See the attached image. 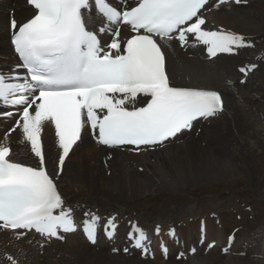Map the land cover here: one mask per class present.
Masks as SVG:
<instances>
[{
  "label": "snow or ice",
  "instance_id": "snow-or-ice-1",
  "mask_svg": "<svg viewBox=\"0 0 264 264\" xmlns=\"http://www.w3.org/2000/svg\"><path fill=\"white\" fill-rule=\"evenodd\" d=\"M229 3L27 0L31 16L18 22L13 14L8 20L17 62L0 68V116L14 118L0 136V230L12 231L17 239L32 231L58 240L81 231L92 243L99 233L113 238L120 227L115 215L87 209L77 221L80 206L68 202L57 183L65 160L85 128L101 145L141 150L163 147L194 122L222 114L225 101L219 91L170 82L165 46L173 40L181 48L204 46L208 58L253 47L242 34L205 26V10ZM256 66L243 64L237 71L246 78ZM46 123L54 126L61 150L51 174L41 139ZM16 131L30 145L36 166L13 159L9 137ZM129 224L128 241L147 255L150 236L138 223ZM234 239L235 233L224 252ZM6 258L17 264L12 255Z\"/></svg>",
  "mask_w": 264,
  "mask_h": 264
},
{
  "label": "bare ground",
  "instance_id": "bare-ground-1",
  "mask_svg": "<svg viewBox=\"0 0 264 264\" xmlns=\"http://www.w3.org/2000/svg\"><path fill=\"white\" fill-rule=\"evenodd\" d=\"M10 8L15 9L18 21L26 18L24 12H31L22 0L0 1V57L15 64L8 38ZM208 17L217 25L252 36L259 42L257 49L206 61L200 49L188 47L183 52L173 40L165 46L167 70L175 85L219 90L225 100L224 112L202 124L197 136L193 128L181 134L178 143L166 142L162 149L139 154L115 149L106 168L101 161L106 149L91 142L84 131L65 160L59 188L73 205L135 217L145 228L182 222L178 232L186 246L197 242L198 217L217 213L221 228L207 218V239L218 244L206 255L201 249L186 261H174L172 256L163 261L158 255L154 260H141L137 253L110 254V246L102 241L89 246L80 233H72L64 243H46L40 255L37 240L29 243L30 236L16 242L1 233L0 238L10 242L8 249L23 264H264V67L252 72L244 85L238 83L240 75L235 70L264 49V0H249L246 7L212 8ZM50 129L46 123L42 131L48 161L54 155ZM20 134L12 133L9 140L13 152L23 149L25 153ZM233 211L240 214L239 220ZM239 225L232 251L245 255L221 256L220 245ZM125 230H119V236Z\"/></svg>",
  "mask_w": 264,
  "mask_h": 264
},
{
  "label": "rangeland",
  "instance_id": "rangeland-1",
  "mask_svg": "<svg viewBox=\"0 0 264 264\" xmlns=\"http://www.w3.org/2000/svg\"><path fill=\"white\" fill-rule=\"evenodd\" d=\"M13 9V8H12ZM14 10V9H13ZM9 11V10H8ZM5 38H6V33H5Z\"/></svg>",
  "mask_w": 264,
  "mask_h": 264
}]
</instances>
